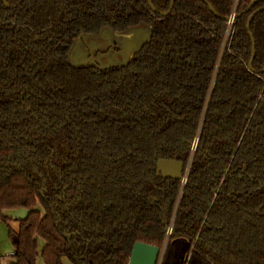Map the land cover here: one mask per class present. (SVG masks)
I'll use <instances>...</instances> for the list:
<instances>
[{
    "label": "trees",
    "instance_id": "1",
    "mask_svg": "<svg viewBox=\"0 0 264 264\" xmlns=\"http://www.w3.org/2000/svg\"><path fill=\"white\" fill-rule=\"evenodd\" d=\"M4 1L16 5L0 1L10 264H128L135 243L162 250L160 264H264V10L253 70L246 29L264 0L245 13L253 0H206L219 17L201 0H173L165 17L148 0ZM140 25L150 36L125 64L70 63L79 37ZM158 160L188 166L186 181L157 175ZM20 208L13 229L5 212Z\"/></svg>",
    "mask_w": 264,
    "mask_h": 264
},
{
    "label": "rangeland",
    "instance_id": "2",
    "mask_svg": "<svg viewBox=\"0 0 264 264\" xmlns=\"http://www.w3.org/2000/svg\"><path fill=\"white\" fill-rule=\"evenodd\" d=\"M151 28L146 25H140L135 27L129 34H116L110 33V36H105L104 39L99 40L97 38L87 37L83 41L93 42L99 46L98 52H104L110 41L117 45L120 49L119 52L107 51L100 55L98 63L100 66H110V65H123L128 61V58L136 51V49L142 45L150 36ZM84 44L78 43L74 45L72 54L70 55V63L72 65H93L94 63L88 59L86 53L84 52ZM129 45L130 48H129ZM123 51V52H122ZM42 213L40 208H37ZM27 210L20 208L16 210L6 211L5 215L11 219L10 226L16 229L17 224L15 219H22L26 216ZM43 246V242L39 240L40 250ZM11 245L7 237V227L5 224L0 222V264H10V250ZM36 264H43L40 258H37ZM63 264H70L66 259L63 260Z\"/></svg>",
    "mask_w": 264,
    "mask_h": 264
},
{
    "label": "water",
    "instance_id": "3",
    "mask_svg": "<svg viewBox=\"0 0 264 264\" xmlns=\"http://www.w3.org/2000/svg\"><path fill=\"white\" fill-rule=\"evenodd\" d=\"M0 1H1V3L3 4V6L6 9H11V8L16 7V5L15 6L8 5L4 0H0ZM201 1L208 7L209 11L212 14H214V16L219 17L218 14L215 12L214 8L206 0H201ZM257 1L258 0H253L251 2V4L244 10L243 13L247 12L253 6V4L255 2H257ZM21 2H22V0H20L17 5H19ZM170 2H171V6H170L169 10L167 12H165V13L158 12L153 7L152 0H148V7H149V9L153 13H156V14H158L160 16L165 17L172 10L173 0H170ZM262 10H264V7L261 8V9H259V10H257L253 14H251L249 16L248 20H247V23H246V29H247V32H248L249 39L251 41V60H250V62L248 64V67H249L250 70H253L252 67H251V63H252V59H253L254 52H255V43H254L253 35L250 32V23H251V20L253 19V17L257 13L261 12ZM241 14H233V15L227 17V18H222V19L225 20L228 23H233V21L238 16H240ZM133 29L134 28L129 29L126 32V34H129ZM110 33H111V31L104 30L101 33V35H106L107 34L108 36H110L111 35ZM85 38H86V36H81L79 38V40H78V43L80 42L81 39L82 40L83 39L85 40ZM262 72H264V68L262 70L258 71V73H262ZM196 146H197V140H195L192 143V147L193 148H195ZM184 168H185L184 164L182 162H179V161H174V160H158V162L156 164V173H157V175H159V176H161L163 178H169V179H172V180L179 181V180H181V177H182ZM167 233L170 234L171 233V229H169V230L167 229ZM160 256L163 258V251H161L159 248H156L154 246H149V245L141 244V243H135L134 246H133V248H132V251H131V255H130L129 263L128 264H157Z\"/></svg>",
    "mask_w": 264,
    "mask_h": 264
},
{
    "label": "flooded vegetation",
    "instance_id": "4",
    "mask_svg": "<svg viewBox=\"0 0 264 264\" xmlns=\"http://www.w3.org/2000/svg\"><path fill=\"white\" fill-rule=\"evenodd\" d=\"M112 33V32H111ZM107 35V34H106ZM106 35H96V36H86L87 37H92V38H97L99 40L104 39V37ZM80 38V37H79ZM79 38L77 39V41L79 40ZM76 41V42H77ZM80 44H84V52L86 53L85 56L88 57V59H90L94 64L93 65H99L98 63V59L100 58V55L105 53V52H109V51H115V52H119L120 49L117 48V45L112 43V41L109 42V44L107 45V48L104 52H98V50L100 49L99 46H97L96 43L93 42H87V41H83L82 39L79 42ZM131 45H129L130 48ZM123 52V51H122Z\"/></svg>",
    "mask_w": 264,
    "mask_h": 264
},
{
    "label": "built area",
    "instance_id": "5",
    "mask_svg": "<svg viewBox=\"0 0 264 264\" xmlns=\"http://www.w3.org/2000/svg\"><path fill=\"white\" fill-rule=\"evenodd\" d=\"M232 23H228V25H231ZM187 171H188V166H185L184 168V171H183V174H182V177H181V181L182 183H184L186 181V174H187ZM171 229L170 227H168V230ZM162 251V250H161ZM12 255V253H11ZM162 255V254H161ZM161 260H162V257L160 256L159 260H158V263L157 264H160L161 263Z\"/></svg>",
    "mask_w": 264,
    "mask_h": 264
},
{
    "label": "crops",
    "instance_id": "6",
    "mask_svg": "<svg viewBox=\"0 0 264 264\" xmlns=\"http://www.w3.org/2000/svg\"><path fill=\"white\" fill-rule=\"evenodd\" d=\"M11 253H12V249L10 250V253H9L10 256H11Z\"/></svg>",
    "mask_w": 264,
    "mask_h": 264
}]
</instances>
